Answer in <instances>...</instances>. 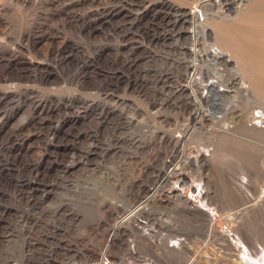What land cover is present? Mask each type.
<instances>
[{
    "label": "rangeland",
    "instance_id": "1",
    "mask_svg": "<svg viewBox=\"0 0 264 264\" xmlns=\"http://www.w3.org/2000/svg\"><path fill=\"white\" fill-rule=\"evenodd\" d=\"M25 1L0 0V53L11 52L14 48L12 51L22 50L26 56L30 55L31 59L35 56L46 58L56 43L57 38L53 37L56 29L60 30L63 36H70V40H78L77 43L84 46L85 54L71 51L70 62H73V65H70V69L76 62L81 61L83 56L92 54L94 58H98L103 71L119 70L120 74L124 73L121 78L130 76L126 91L122 87L126 79H121L115 92L121 93L125 101L128 99V102H131L129 107L119 103L125 107L123 113L131 125L129 129L135 131L136 138H141L138 146L139 157L122 156L120 158L110 154L103 157L101 154L91 153L85 160L81 159L72 166L70 165L66 172L68 178L72 179L74 186L77 185L75 187L86 190L84 192L86 195L82 192L81 196L85 198L81 200L83 202L78 201L79 205L73 199V204L70 201V223H61L63 231L60 230L62 239L59 244L65 246L64 248L69 247L57 254L58 261L49 260V263L44 261L41 254L44 252V247L36 249L37 253L30 258L33 260L31 263L60 264L62 259L70 257V264H97L100 261L101 251L106 250L109 259L107 264H264V194L262 191L264 186V60H262L261 51L264 50V45H262L264 44V36L262 37L264 31L259 24L251 21L253 17L245 24H248V28L255 29L253 31L246 27L248 31H244V34L247 41L245 39L237 44L236 41L229 39L230 35H228L226 25L217 24V20L209 21L212 29L214 26L217 27L216 31L212 32L213 34L207 35L212 43L207 44L204 38L196 39L195 47H197L198 55H203L204 49L211 50L212 48L226 52L220 58L221 61L217 63L218 66L226 67L223 76L218 77L220 80L217 84L214 82V77L210 76L213 75L210 63L204 62L205 67L202 69V74L196 75L197 84L195 83L193 87L198 92L204 112L208 114V117H198L201 109L190 95L189 87L183 85L187 83L189 75L187 65L191 63L192 58L187 46L191 39L187 40V33L184 32V35H180L178 46L170 42L163 44L155 38L150 40L151 36L148 34L151 33L145 30L146 25H153L154 31L162 26L166 17L161 11L169 0H159L163 1L161 5L158 2L151 8L150 6L144 8L143 16L137 21L139 25L128 24L130 21L122 17L123 13L119 17L116 16L115 20H109L103 25L88 27V31L74 32L78 37L71 35L75 27L73 25L82 20L84 16L95 14V4H103L102 0L100 2L73 0L70 5L65 6L59 4L60 0H27L26 3ZM111 1L113 2V0H106V6H109ZM128 1L130 2V0H116V3H122V8L128 9ZM169 2L182 5L181 7L186 10H189L187 8L192 9L193 5L196 6V0H170ZM138 3H140L139 0ZM243 3H247L245 10H259L264 14V0H246ZM241 7H243L242 4ZM75 8L77 12L74 11ZM239 14L236 13V15ZM116 22L122 23L118 31L113 30ZM255 25L259 28H254ZM30 30H37L41 35L36 38L37 42H34L31 49L26 51L20 45H23V38ZM123 30L128 32V35ZM138 30L145 41L136 43L140 45L136 48L134 44L130 45L131 43L126 45V42L132 40L129 39L131 36L140 38ZM235 34L237 38V33ZM258 35L260 37L257 38ZM171 39L169 40L173 41V38ZM230 40L237 45L246 43L248 46L237 51V45L232 44ZM160 44H163L162 47ZM230 44L232 46L235 44L236 47L233 46L235 49ZM163 49L168 53H165ZM243 50L248 52L243 53ZM161 51L169 56V58L165 57L164 63L149 59L147 56L152 52L162 54ZM27 52L30 54L28 55ZM136 53L140 56L136 58L137 62L134 58ZM174 57L177 59L174 63L179 65L176 67L177 70L179 69L176 76L171 75L166 79L163 75L151 82L148 81L150 79H142L141 76L145 73L146 67L152 69L150 71H155L154 76H157L158 69L162 70L174 65ZM181 57L184 60H181ZM196 62H198L197 57ZM19 66H13L10 69L0 60V88L15 89L13 85L21 80L6 79L4 82L1 78L6 73L8 75V72L17 77L21 73ZM153 72L147 76L152 77ZM226 75L231 77V80L229 78V83L225 85ZM164 77L165 80H163ZM52 78L53 75H50L49 82H52ZM86 83L90 85L93 81L87 80ZM148 83H152L154 88L151 89ZM165 84L168 85L165 86ZM70 87V94L75 93L74 85L71 84ZM47 88L38 86V92L52 97L53 94L64 90L62 86ZM91 92H88L87 96L98 100V95ZM169 95V100L165 98L166 105L164 104L161 108L159 102ZM119 114L116 115L117 119L122 118ZM18 116L19 113L13 115L5 128L17 122ZM151 116H154L152 121L155 120V127L153 126L152 132H144L148 127L145 124H150ZM85 122L70 120V123L68 122L70 127H65L66 125L63 124L65 128L59 129L56 136L58 135L59 139L70 138L72 141L75 136L79 135L77 134L79 129L90 124V122ZM99 125L90 127L94 129L97 137L103 136L104 138L112 132L110 125L105 123ZM183 131L189 133L185 141L187 162L179 164L178 170L171 174L167 185H164L160 191L157 190L152 198L147 199V194L159 182L160 168L169 164L167 159H170V163L179 162L180 157L176 146L182 137H177L176 134L182 135ZM86 137L87 133L79 136L85 139L84 146L90 143ZM35 141L33 137H30L26 141L27 145L18 147V152H21L20 159L37 156L38 145L34 143ZM80 144L77 143L76 148L73 149L76 154L80 153L78 149ZM65 153V150H60L57 155L62 158ZM123 157H126L125 160ZM49 160L50 157L45 155L39 164L40 176L45 179L55 176L54 171L47 172L44 169ZM97 161L101 164L95 167ZM102 162L106 163L102 164ZM65 191H67L66 188L62 189L60 186H50L45 192L39 191L41 205L56 204ZM74 192L77 194L76 191ZM4 198L2 197L3 200ZM144 199L145 201L142 202ZM132 204H137V213L126 217L115 234L110 235L114 221L121 218L126 208H130ZM44 245L45 243L41 246Z\"/></svg>",
    "mask_w": 264,
    "mask_h": 264
},
{
    "label": "bare ground",
    "instance_id": "2",
    "mask_svg": "<svg viewBox=\"0 0 264 264\" xmlns=\"http://www.w3.org/2000/svg\"><path fill=\"white\" fill-rule=\"evenodd\" d=\"M72 1L73 0H60L59 4L63 6L70 5V2ZM95 1L100 2L101 0H95ZM102 1L103 4L101 5L95 4L96 5V7L94 8V10L96 11L95 14L93 15L89 14L84 17L82 16L83 17L82 20H80L78 23L73 25L75 27L74 28L72 27L73 28L71 34L72 36L78 37V35L75 33H80L81 31L82 32L88 31L89 29L88 27L93 28L94 26L100 24L103 25L105 22L109 20L111 21L113 19L115 20L116 16L119 17L123 13L124 14L122 15V17L130 21V23L128 24L135 26L137 24V21H139L143 16L145 12L144 8H146L147 6H150L151 8L158 2L160 3V5L161 3H163V1H159V0H139L140 3H138V0H130V2L129 1L127 2L128 7L131 9L130 10L129 8L123 9L121 5L122 3L118 4V2L116 3V0H113V2L111 1L112 3H110L109 6H106L105 3L106 0H102ZM169 1H167V5L164 7V9L162 8L163 11H161L162 13H164L166 17V19H164V22L163 23L161 22L162 26H160L159 29H157V31H154L152 28L153 25H146L145 30L151 33L148 34L149 36H151L149 37L150 40L152 38H155L156 40H158V42H161L163 44L166 42H170L172 44H176V46H178V42L180 43V35H184V32L187 33V40L191 39V42L189 41L190 43L188 42L189 45L187 46L189 47L188 49L191 51L190 53L192 54L191 56L192 58L190 61L191 63L187 65L189 69V75L187 76V83L183 85H187L189 87L190 95L195 100V102L198 103V106L201 109V111L198 113L197 116L208 117V114L204 112L200 97L197 94L198 92L196 91V88L193 87V85L195 83L197 84L198 77H196V75L199 73L202 74V69H204L205 67L204 62L210 63L212 65L211 69L213 75L210 76L214 77V82L217 84V82L220 80L218 77L223 76L224 68H226V67L223 68L222 65L218 66L217 63L218 61H221L220 58H222L226 54V52L218 48H212L211 50L204 49L203 55H198L197 53L198 51L196 49L197 47H195L196 39L204 38L207 44L212 43V41H210L211 39L209 40L207 38L208 37L207 35L208 34L210 35L213 31H216L217 27L214 26V28L212 29L211 23L209 24V21L217 20L216 22L217 24H222L223 26L226 25L229 33L228 35H230L229 39L236 41L238 44V42L244 41L247 38L246 35L244 34V31L245 32L248 31L250 27L248 28L247 26L248 24L247 25L245 24L248 23L251 17H253V20L251 21H254L255 23L259 24L262 30L264 31L263 29L264 14L259 10L258 11L245 10L247 3H243V2H245L246 0L234 1L227 10L221 12L223 14H220L219 13L220 11L217 8H215L217 6V2L215 0H196V3H200V4L203 3L202 6L204 8L200 9L199 11L200 13L195 12V8L192 9L187 8L189 10H186L181 7L182 5L181 6L175 5L174 3H171ZM26 2L27 0L25 1V3ZM28 2L30 4V1ZM241 4L243 7H241ZM231 9H233V11H230ZM74 11L77 12L76 8ZM232 13L233 15H229ZM236 13H240V14L236 15ZM10 15L13 16V14ZM20 15H22V13ZM199 15H201V18ZM116 21H118V19ZM116 23L117 24L113 26L114 27L113 30L118 31L119 30L118 28L121 26L122 23H118V22ZM137 25H139V23ZM257 26L258 25H255L254 28H257ZM128 27L131 29L130 26ZM208 30H210L209 31L210 33H208ZM37 32H38L37 30L28 31L24 36L25 38H23L24 39L23 45H20V47H22L26 51L30 50L33 44L37 42L36 38H39L38 36L41 35L39 32L38 33ZM235 32L237 33V38H235L236 36ZM124 33L128 35V32L125 31ZM138 33L140 35V38L138 36L130 35L131 37L129 39L132 40L126 42V45L131 43L130 45L134 44L135 48L139 47L140 45H137L136 43H140L145 40H143V35L140 34V31ZM230 33H234V34H230ZM253 33H257V32H253ZM62 34L61 31L58 29H56V31L53 33L54 35L53 37L60 40L56 39L55 41L56 43L54 47L50 50V53L47 55L46 58H36V56L33 55L35 56V58L33 57L31 59L29 58L30 53L27 52L29 56H26L25 52L19 50L18 48H17L18 50L15 51H12L14 49L13 48L11 52L9 51L4 54L0 53V60L3 61L5 66L11 69L13 68V66L16 67L17 65H20L19 67L21 69L20 70L21 73H19L17 77H14L12 74H10V72H8V75H6L7 74L6 71L5 72L6 74L1 78L4 80V82L6 81V79H19L21 81L16 84L12 83L14 84L13 87H15L14 90H6L0 88V264H33L31 263L33 260H30V258L34 253H37L35 251L36 249H40V248L43 249L42 247H44V252L41 253L44 261L46 260L47 263H49V260L58 261L56 258L58 257L57 254L69 247L68 246L64 248L65 246L63 247L59 244L60 240L62 239L60 232V230H62L61 223L62 222L70 223V201H72L73 199V201H77V203L76 202L75 203L78 204L79 203L78 201H81L83 200V198H85L84 196H81L82 192L83 195H86L84 194L86 190H84L81 187L78 188L75 187L77 185L74 186L73 182H71L72 179L70 177L68 178V174H66V172H68L70 165L72 166L76 162L81 161V159L85 160L86 158H88V155L91 153L92 154L96 153L97 155L101 154L103 157H105L106 154L107 155L110 154L112 156L113 155L119 156L120 158H122V156H127V158L128 157L136 158V156L139 157L138 146L141 143L140 141L141 138H136L135 131L129 129L131 128V125L129 124V120H126V116L124 117V113H123V109L125 107L124 105L122 107L120 104V103L126 104V106L129 107V105H131L130 104L131 102H128V99L125 101L121 93L115 92L116 88L119 85V81L121 79L122 80L126 79L125 85L122 86L123 90L126 91L125 89L129 85L127 82H129L130 76H125V78H121L124 73L120 74L119 70H116L115 72L112 70L103 71V69L100 67L98 58H94L95 56L92 54L83 56L82 60L76 62L73 68L70 69V65H73L72 64L73 62L72 63L70 62L71 61L70 52L79 51L84 53L83 52L84 46L77 43L78 40L75 39L70 40V36H63ZM247 36L249 37V35ZM263 36L264 35H262V37ZM253 37L255 36L253 35ZM258 37L260 36L258 35L257 38ZM171 38H173V41H171L172 40ZM230 41L229 43L232 42ZM245 41H247V39ZM11 43L14 44L12 40ZM233 43L235 42H232V44ZM163 44H160V47H162ZM230 46L232 45L230 44ZM247 46L248 44L241 43L237 45L238 47L237 51H239V49L241 48H246ZM235 47L233 48L235 49ZM163 50L165 51V53H168V51L166 52L165 49ZM261 51L263 57L262 60H264V50ZM162 52L163 51H161V53ZM247 52L243 50V53H247ZM165 53L164 54L162 53L163 54L162 55L152 52V53H148L147 56L149 57V59H153L154 61L158 60L164 63V59H166L165 57L168 56ZM136 54L134 58L135 61L137 62L136 58L140 56H138L139 54L137 55ZM175 55L177 56V53ZM241 56L242 55H240V57ZM196 57L198 62H196ZM182 59L184 60L183 57H181V60ZM174 60L175 61H173V63L177 61L176 57H174ZM178 61H180V59ZM176 67H179V65L174 63V65H170L166 67V69L159 70L158 68H156L158 69L156 71V74H158L157 76H154L155 71L154 72L150 71L152 69H148L146 67L145 73L144 74L142 73L141 77L142 79H150L148 80L150 82L155 81L156 79H158V77L161 78V76L163 75L167 79L170 78L171 75L176 76V72L179 73L178 71L179 69L177 70ZM149 71L153 72L152 73L153 78L151 76L150 77L147 76L149 74L151 75ZM190 73H192V75H190ZM235 73L236 72L234 71V74ZM50 75H53V78L51 79L52 82H49L48 80ZM226 76H227L226 83L224 82L225 85L229 83L228 81L229 78L231 80V77H228V75ZM165 77L163 80H165ZM87 80H92L93 83L89 85L86 83ZM107 80L108 82H106ZM71 84L74 85V88L76 89L75 93L73 94H70ZM105 84L108 85L105 86ZM148 84H149L148 86L151 87L152 89L153 87L152 83L151 84L148 83ZM166 85L168 84H165V86ZM38 86H42L44 88L45 87L49 88V86H62L64 90H62V92H59L58 94L55 95L53 94V96L50 97L48 94H45L43 92H38ZM89 90L94 92L96 95H98L97 96L98 100L89 98L87 96V94H89L88 92H90ZM144 92L145 91H143V93ZM165 98L169 100L170 95L168 97H164L161 99V101L159 102L161 108L163 107L164 104L166 105ZM109 112L111 113L110 116H109ZM16 113H19L17 122L15 121L8 128H5L6 123ZM118 113H120L119 115H122V118L117 119L116 115H118ZM153 117L154 116L150 117V124H145V126L147 125L148 127L144 132L153 131V126L155 125L154 122L155 120L152 121ZM70 120H80L82 123H86L85 121H87L90 122V124H88L84 128L79 129L77 131V134H79L77 135L78 138L77 136L74 135L75 137L73 136L74 139L72 141H70V138L59 139L58 135L56 136L57 131L62 127H64L65 125H66L65 127H70L69 124ZM102 123L110 125V127L112 128L111 130L112 132H110L104 138L103 136L101 138L97 137V134L96 132H94V129L93 130L90 129L91 126L92 127H95L96 125L100 126L99 124ZM83 133H87L86 138H88V140L90 141V143L87 144L86 146H84V144H86L85 139L79 138V136ZM188 134L189 133L187 131H183L182 135L176 134V136L178 135L177 137H182V139L179 142H177L178 144L176 146L177 154L180 157L179 162L170 163V159H167V162H169V164L163 168H160L161 176L159 182L158 184H156V186H154L152 191L147 194L146 196L147 199L152 198L157 190L160 191L164 185H167L166 183L169 181L171 174L178 170L179 164L182 165L187 162L188 156L185 150L186 148L185 141L186 138L188 137L187 136ZM30 137H33L36 140L34 143H37L38 145V151H37L38 154L34 158L20 159L19 154L21 152L20 153L18 152L19 150L18 147L27 145L28 142L26 141ZM77 143H81L78 146V149L80 151V153L78 154H76V152L73 151V149L76 148ZM25 148H27V146H25ZM60 150L62 151L65 150L66 152L62 156V158H59L57 155V152ZM45 155H48V157H50L47 166L44 167L45 171L55 172L54 173L55 176H52L51 178H47V179L40 176L41 171L39 169L40 166L39 164L43 156ZM125 158L126 157H123L124 160ZM99 163L100 161L95 162V167ZM103 163L106 162H102V164ZM50 186H60L62 189L66 188L67 191H65L62 194L61 198L58 200V202H56V204L52 206H43L40 203L41 195H39L40 193L38 194V192L39 191L45 192V190ZM75 188L78 189V191ZM262 189L264 194V186ZM74 191H76L77 194ZM2 197H5L4 200L2 199ZM73 201L71 202V204H73ZM143 201H145V199L142 200V202ZM137 209H138L137 204L134 205L132 204L130 208L128 207L126 208V211L124 212L123 216L133 215L134 213H137L136 212ZM11 215L12 217H10ZM121 222H122L121 218H117L114 221V224L111 226L112 228L110 235L113 236L115 234L117 229L121 226ZM68 225L69 224H67V226ZM45 240L46 242H44ZM40 241L41 243H39ZM51 242H53V244H50ZM43 243H45V245L41 246L43 245ZM15 257H17V259ZM69 259H62L60 264H70ZM97 264H100V262H98Z\"/></svg>",
    "mask_w": 264,
    "mask_h": 264
},
{
    "label": "built area",
    "instance_id": "3",
    "mask_svg": "<svg viewBox=\"0 0 264 264\" xmlns=\"http://www.w3.org/2000/svg\"><path fill=\"white\" fill-rule=\"evenodd\" d=\"M217 2V6L215 8H217L220 12H224L225 10H227L231 4L234 2V1H238V0H215ZM203 4V3H202ZM202 4L200 3H196V6L193 7L195 8V12H198L200 13V9H203L204 7L202 6ZM200 18H201V15H199ZM192 73H190L191 75ZM126 217H129V215H125L123 216V218L121 217L122 221L126 218ZM107 253H106V250L105 251H101L100 253V264H107V261L109 260L107 258Z\"/></svg>",
    "mask_w": 264,
    "mask_h": 264
}]
</instances>
